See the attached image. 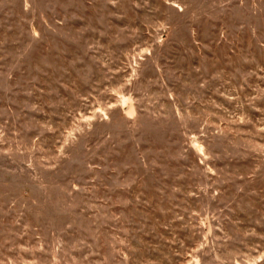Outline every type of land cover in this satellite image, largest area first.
Instances as JSON below:
<instances>
[{"label": "rangeland", "instance_id": "1", "mask_svg": "<svg viewBox=\"0 0 264 264\" xmlns=\"http://www.w3.org/2000/svg\"><path fill=\"white\" fill-rule=\"evenodd\" d=\"M0 264H264V0H0Z\"/></svg>", "mask_w": 264, "mask_h": 264}]
</instances>
